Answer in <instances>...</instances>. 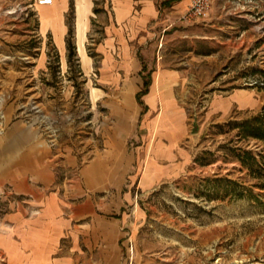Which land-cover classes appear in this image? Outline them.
<instances>
[{
    "label": "rangeland",
    "instance_id": "obj_1",
    "mask_svg": "<svg viewBox=\"0 0 264 264\" xmlns=\"http://www.w3.org/2000/svg\"><path fill=\"white\" fill-rule=\"evenodd\" d=\"M105 4L99 0L102 17L90 19L85 65L72 7L67 23L74 27L77 57L70 62L68 48L62 53L42 30L35 0H0V155L16 137L10 128L20 126L29 134L18 154H40L52 164L78 160L75 168L55 166L63 180H79L81 168L101 161L108 177L103 201L129 196L120 264H264V178H257L264 176V143L243 138L239 128L264 108V0L255 8H230L220 25L200 20L135 43L144 76L151 72L154 79L164 69L182 74L174 89L177 111L157 103L151 115L181 113L179 156L166 162L161 180L147 183L148 131L124 147L111 141L115 123L138 105L132 87L116 86L113 75L103 74L98 48L110 18ZM245 153L258 164L244 166L237 155ZM7 162L1 157L0 169ZM30 199L11 185L0 189V230L10 215L31 206ZM9 248L10 254L0 247V264H100L77 254L71 263H58L59 251L52 263L18 262L15 246Z\"/></svg>",
    "mask_w": 264,
    "mask_h": 264
},
{
    "label": "crops",
    "instance_id": "obj_2",
    "mask_svg": "<svg viewBox=\"0 0 264 264\" xmlns=\"http://www.w3.org/2000/svg\"><path fill=\"white\" fill-rule=\"evenodd\" d=\"M98 1L55 0L51 6L36 5L42 30L52 34L62 53L67 50V16L74 5L77 41L80 40L79 53L85 65L90 62L85 49L90 19H99V15L102 17V5H98ZM262 1L216 0L207 20L220 25L232 13L230 8L236 5L255 8ZM105 5L110 18L105 24L104 42L98 48V53L104 58L103 74L113 75L116 86L125 82L126 86L132 87L138 105L132 115L121 116L122 121L115 123L111 141L124 147L134 136L140 137L141 134L145 138L142 134L146 129L153 143L151 155L146 161L144 182H157L166 175V162L178 158L177 144L184 130L181 131L183 117L180 112L179 115L173 113L171 117L164 112L162 116L152 118V107L162 103L165 110L176 108L177 111L174 89L182 83V74L178 69H164L154 79L151 76V85L148 93L142 97V106L138 94L144 87L147 68H142L135 43L142 45L152 42L161 33L191 23L182 20L190 0H106ZM96 10L100 12L96 13ZM234 11L239 12V8ZM239 96V93L234 95L236 99ZM10 134L16 137L3 146L4 151L0 155V158L11 160L7 162L11 164L0 169V189L11 185L16 193L32 199L31 206L8 217L9 223L0 230V247H4L10 254L12 249L9 250V246H15L13 254L19 256L18 260L15 258L18 262L52 263L55 253L59 251L60 256L56 259L58 263H71L77 254L76 258L85 262L120 264L122 230L128 222V213L124 207L129 196H115L114 203L103 201L102 184L108 177L102 170L101 161L95 159L92 164L81 168L79 173L82 182L80 178L75 181L63 180L57 175L56 167L60 170L75 168L78 165L77 159L67 158L52 164L49 162L51 159L40 154H18L20 148L27 144L25 136L29 132L20 126H13ZM31 145L38 148L39 143ZM126 171L123 170V173ZM120 214L123 217H117Z\"/></svg>",
    "mask_w": 264,
    "mask_h": 264
},
{
    "label": "trees",
    "instance_id": "obj_3",
    "mask_svg": "<svg viewBox=\"0 0 264 264\" xmlns=\"http://www.w3.org/2000/svg\"><path fill=\"white\" fill-rule=\"evenodd\" d=\"M72 9L75 11L73 4H72ZM97 12H100V10H96V13ZM68 26H69V33L67 36V48L69 50V59L71 62L72 59L77 57V53H76V45L72 40L74 27L71 24V22H68ZM150 85H151V74L146 76L144 87L142 91L138 94V101L142 106L144 105L142 97L148 93ZM239 128H240V135L243 138H247V139L253 138L264 143V108L260 112V114H258L256 117L247 120L242 124H239ZM237 158L244 166L254 167L258 164L257 158L255 156H252L251 153H245V156H243L242 154H238ZM257 178H264V176L263 177L258 176ZM262 188L264 189V183L262 184Z\"/></svg>",
    "mask_w": 264,
    "mask_h": 264
},
{
    "label": "built area",
    "instance_id": "obj_4",
    "mask_svg": "<svg viewBox=\"0 0 264 264\" xmlns=\"http://www.w3.org/2000/svg\"><path fill=\"white\" fill-rule=\"evenodd\" d=\"M216 0H190L188 10L182 16V20L187 22H198L207 20L211 15ZM55 0H35V5L51 6Z\"/></svg>",
    "mask_w": 264,
    "mask_h": 264
}]
</instances>
